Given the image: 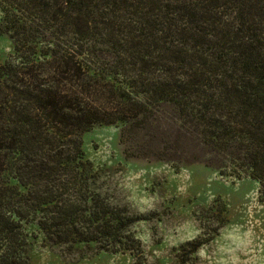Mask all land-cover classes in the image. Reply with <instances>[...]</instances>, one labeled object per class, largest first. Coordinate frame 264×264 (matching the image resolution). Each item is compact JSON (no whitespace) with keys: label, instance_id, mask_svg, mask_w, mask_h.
Masks as SVG:
<instances>
[{"label":"trees","instance_id":"obj_1","mask_svg":"<svg viewBox=\"0 0 264 264\" xmlns=\"http://www.w3.org/2000/svg\"><path fill=\"white\" fill-rule=\"evenodd\" d=\"M0 264L53 242L140 251L137 221L95 190L83 135L161 104L210 146L237 147L264 204V0H0ZM199 248V238L193 243Z\"/></svg>","mask_w":264,"mask_h":264},{"label":"rangeland","instance_id":"obj_2","mask_svg":"<svg viewBox=\"0 0 264 264\" xmlns=\"http://www.w3.org/2000/svg\"><path fill=\"white\" fill-rule=\"evenodd\" d=\"M12 45L0 13L3 58ZM83 150L95 190L137 219L141 250L57 243L29 223L30 264H264V204L241 152L206 144L173 105L154 108L139 126H95L83 135Z\"/></svg>","mask_w":264,"mask_h":264}]
</instances>
